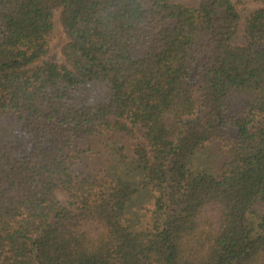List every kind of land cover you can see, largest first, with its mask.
Here are the masks:
<instances>
[{
	"label": "trees",
	"instance_id": "trees-1",
	"mask_svg": "<svg viewBox=\"0 0 264 264\" xmlns=\"http://www.w3.org/2000/svg\"><path fill=\"white\" fill-rule=\"evenodd\" d=\"M180 1L0 0V264H264V0L242 45L245 0ZM114 134L150 209L92 163Z\"/></svg>",
	"mask_w": 264,
	"mask_h": 264
},
{
	"label": "rangeland",
	"instance_id": "rangeland-1",
	"mask_svg": "<svg viewBox=\"0 0 264 264\" xmlns=\"http://www.w3.org/2000/svg\"><path fill=\"white\" fill-rule=\"evenodd\" d=\"M180 2L187 5L197 4V0H181ZM235 6L240 15V24L233 39V44L242 45L245 43L243 30L244 20L248 14L259 8L261 5L258 0H245L240 4L235 3ZM54 23L51 52L43 61L62 63L64 62V59L61 55V48L66 43V37L58 22V14L55 16ZM4 128L7 129L8 126H4ZM135 137L141 141L139 134L136 133ZM137 143V140L134 138L130 139L122 134H114L110 137V141L104 142V146H101L98 149L100 155L97 158L92 159V163H96L98 167L119 175L123 180L133 185L135 193L130 200V203L132 201L134 203V206H131V213L137 212L142 206L145 207V209L151 208V203L146 202L151 196V193H147L145 185V182L149 180L148 171L144 170L138 164L137 158L134 154ZM219 146L220 145L217 142H207L202 145L198 152L187 158L188 168L196 174L205 173L213 175V173H215V175H219L223 160L221 155H217ZM121 148L122 153H117L116 155V152H119V149ZM105 151L106 153H104ZM112 152H114L115 156ZM58 198L62 202L65 200L63 195H58ZM143 213H145V211ZM145 215L148 216V214ZM146 216L145 218H142L143 222H146Z\"/></svg>",
	"mask_w": 264,
	"mask_h": 264
}]
</instances>
